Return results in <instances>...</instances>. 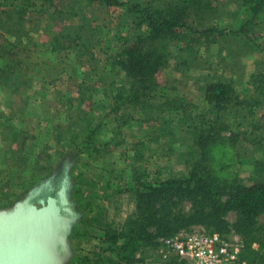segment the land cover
Returning a JSON list of instances; mask_svg holds the SVG:
<instances>
[{
    "label": "rangeland",
    "instance_id": "rangeland-1",
    "mask_svg": "<svg viewBox=\"0 0 264 264\" xmlns=\"http://www.w3.org/2000/svg\"><path fill=\"white\" fill-rule=\"evenodd\" d=\"M119 1L122 5L105 7L87 0H27L0 7V211L22 202L28 192L50 180L58 166H65V200L77 221L67 240L66 264H80L81 256L101 251L105 232L126 230L146 196L132 181V170L143 173L149 182L215 169L247 184L262 174L254 172L255 162L264 160V136L255 129L256 120L264 124L261 112L255 119L244 112L222 114V122L230 129L226 136L239 139L220 146L229 148L221 158L216 156L221 149L201 145L182 123L167 121L157 128L168 107L158 106L174 98L152 97L160 93L155 87L167 88L166 94L183 100L199 122L203 80L230 81L241 98L251 94L250 76L264 64V10L252 31L257 43L247 46L229 35L242 25L246 0H202L206 8H190L186 13L189 27L193 31L218 28L223 34L211 35L213 43L202 38L204 45L195 48L194 60L182 43L164 47L166 58L162 59L158 54L162 50L154 52V43L145 40L147 26L127 6L164 11L171 2L181 6L182 0ZM21 4L23 23L18 22L16 11ZM188 34L197 37L191 31ZM132 45L144 49L151 66H158L140 85L146 88L142 115L126 107L115 110L118 100L130 95V84H136L125 75L119 58ZM12 59L29 70L20 78L19 84L25 85L11 90L1 83L7 80L4 62ZM84 139L87 147H82ZM105 143L108 151L102 149ZM169 206L185 216L194 212L187 201H173ZM224 219L227 234L240 242L242 250L252 241L249 251H260L264 213L246 238L234 229L235 212H228ZM201 228L193 225L187 230ZM158 249L156 243L142 248L135 264H159Z\"/></svg>",
    "mask_w": 264,
    "mask_h": 264
},
{
    "label": "trees",
    "instance_id": "trees-1",
    "mask_svg": "<svg viewBox=\"0 0 264 264\" xmlns=\"http://www.w3.org/2000/svg\"><path fill=\"white\" fill-rule=\"evenodd\" d=\"M25 1L27 0H0V7H9ZM40 1L53 3L55 0ZM87 2L105 7L122 5L119 0H87ZM180 3L181 6L171 2L169 4L171 8L164 11L151 10L140 5L136 7L127 6V9H130V12L137 13L142 24L144 23L147 26L148 31L145 40L149 39L150 42L154 43L152 44L154 45L152 48L154 52L162 50L161 53L158 52L162 59L166 58L164 47H167L168 44L173 46V44L182 43L181 45L185 47L184 51H187L194 60V57L197 56L194 53L195 48L204 45L202 38L206 39V43H213L210 41L211 35L215 37L223 34L218 28L193 31L189 27L187 18L185 19L186 13L190 8L194 10L206 8V2L204 3L202 0H182ZM245 6V16L241 27L238 31L229 35L247 46L256 45L257 39H253L252 31L257 17L264 10V0H246ZM18 8L16 9L19 17L18 22L23 23L25 9L22 4ZM48 10L49 7L46 8V11ZM49 20H53V15L49 14ZM188 31L197 34V37L192 38L191 35H187ZM61 36H64V34L62 33ZM9 47L15 48L16 45L9 44ZM1 50H3L2 46H0ZM151 57L153 58V56ZM119 58L120 67L126 73L125 75L131 77L136 84H130V95L119 99L115 110L122 109L125 111L129 109L142 115L141 110L146 108L144 106L146 88L143 86L144 89L140 85L145 83L150 76L148 73L151 74L157 71L158 66H154V64L151 66L152 61L149 60L151 58L146 55L145 50L137 49L135 45L121 52ZM260 67L262 68L259 71L250 76L251 94L243 98L238 95L230 81L218 80L213 82L209 80L205 82L203 80L199 88L204 95L203 105L201 106L203 116L202 121L199 122L188 110V105L177 98V95L166 94L167 88L165 87H155L160 92L156 94L153 92V95H155L152 98L155 100L158 98H174L170 101H164L158 106L167 105L168 107L166 113H162L161 120L158 119L160 123L157 124V128L163 127L162 122L177 121L182 123L184 127L190 129L197 136V142L201 145L221 149L222 153H218L216 156L223 158L229 148L226 145L220 146L231 141H237L239 138L233 139V136H226V134H230V129L228 124L222 122V114L234 115L244 112L246 116L255 119L258 113L261 112L263 115H260V118L264 119V64ZM4 68L7 74V82L4 81L1 84L6 85L11 90L19 89L25 85L19 84V82L20 78L23 77L22 73L29 70L27 67L21 65L18 60L12 59L4 62ZM135 89H139V92L136 93ZM160 114L157 113L156 117ZM207 115L212 116V118L209 119ZM255 129L259 132V135L264 136V124L261 125L256 120ZM165 130H167L166 127ZM82 137L83 135L79 138ZM106 144H103V148H101L108 151ZM82 147H87L86 139L82 141ZM255 163L254 172L259 173L261 171L264 174V160ZM216 171L214 169L202 174L196 172V174L191 173L181 178L149 182L144 179L143 173L132 170V181L139 187L140 192L146 195L144 202L137 206L135 213L126 224L125 231L105 232L100 239L105 247L101 251L88 253L83 258L81 256L79 263L135 264L138 261L136 254L142 248L153 243L160 247V239L172 237L182 231H188L187 229L193 225L201 226L208 232L228 235V224L224 219L228 212L237 214V220L234 224L236 232L245 238L248 237L252 233L256 218L264 213V177L261 174L254 180L251 179L250 183L242 184L231 173L221 175L219 171ZM173 201L191 203L194 212L189 216L173 212L169 206ZM251 242L249 241L246 244L248 248L241 249V259L245 260L246 264H255L256 262L264 264V242L259 240L258 243L261 248L260 251L256 252L249 251Z\"/></svg>",
    "mask_w": 264,
    "mask_h": 264
},
{
    "label": "water",
    "instance_id": "water-1",
    "mask_svg": "<svg viewBox=\"0 0 264 264\" xmlns=\"http://www.w3.org/2000/svg\"><path fill=\"white\" fill-rule=\"evenodd\" d=\"M50 180L28 192L22 202L0 211V264H66L68 261L67 240L77 221L65 200V182L56 198L33 201Z\"/></svg>",
    "mask_w": 264,
    "mask_h": 264
},
{
    "label": "built area",
    "instance_id": "built-area-1",
    "mask_svg": "<svg viewBox=\"0 0 264 264\" xmlns=\"http://www.w3.org/2000/svg\"><path fill=\"white\" fill-rule=\"evenodd\" d=\"M159 242V264H246L240 242L230 235L201 228Z\"/></svg>",
    "mask_w": 264,
    "mask_h": 264
},
{
    "label": "flooded vegetation",
    "instance_id": "flooded-vegetation-1",
    "mask_svg": "<svg viewBox=\"0 0 264 264\" xmlns=\"http://www.w3.org/2000/svg\"><path fill=\"white\" fill-rule=\"evenodd\" d=\"M65 166L60 165L56 168V173L51 178V180L48 182V185L45 186V188L40 192L38 197L33 200L35 203L40 199L44 201H48L50 199L57 197V192L59 191V188L61 187V182L64 180L65 177Z\"/></svg>",
    "mask_w": 264,
    "mask_h": 264
}]
</instances>
